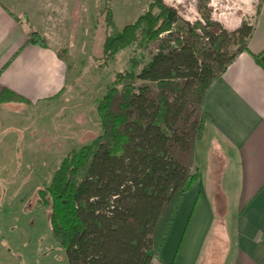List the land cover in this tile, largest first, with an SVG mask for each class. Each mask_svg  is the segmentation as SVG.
<instances>
[{"label": "trees", "instance_id": "trees-1", "mask_svg": "<svg viewBox=\"0 0 264 264\" xmlns=\"http://www.w3.org/2000/svg\"><path fill=\"white\" fill-rule=\"evenodd\" d=\"M203 19L190 24L154 0L105 37L102 65L130 47L131 69L117 71L97 103L101 133L66 155L50 183L36 191L67 264H152L156 257L182 195L198 177L195 149L205 129L206 92L247 50L253 32L246 22L222 29L209 10ZM26 42L47 45L36 31ZM156 42L140 66L137 52ZM63 53L57 56L64 59ZM12 99L24 101L1 91L0 103Z\"/></svg>", "mask_w": 264, "mask_h": 264}, {"label": "crops", "instance_id": "crops-1", "mask_svg": "<svg viewBox=\"0 0 264 264\" xmlns=\"http://www.w3.org/2000/svg\"><path fill=\"white\" fill-rule=\"evenodd\" d=\"M60 10L53 0H0V93L24 99L0 103L2 112L61 99L68 67L57 56L64 44ZM31 30L47 39L45 47L26 42ZM203 110L198 177L182 195L152 264H264V0L247 50L211 83ZM8 131L0 150L14 137L18 161L20 130Z\"/></svg>", "mask_w": 264, "mask_h": 264}, {"label": "rangeland", "instance_id": "rangeland-1", "mask_svg": "<svg viewBox=\"0 0 264 264\" xmlns=\"http://www.w3.org/2000/svg\"><path fill=\"white\" fill-rule=\"evenodd\" d=\"M53 1L64 12L59 25L64 44L57 49L65 51L63 58L68 67L64 93L46 108L27 107L15 114L0 109V125L5 115V131L17 127L21 136L20 160L17 161L14 152V137L4 151L0 150V180H4L0 182V264H67L65 250L52 236L47 212L36 202V191L50 183L66 155L101 133L97 103L116 72L131 69L130 47L102 65L104 39L134 21L154 0ZM162 1L190 24H204L203 15L209 10L210 18L228 31L242 22L253 25L259 4L258 0ZM201 2L206 5L200 6ZM157 46L158 42L137 52L140 66L149 60ZM234 49L232 46L229 51ZM1 128L0 137L11 136V131L6 133Z\"/></svg>", "mask_w": 264, "mask_h": 264}]
</instances>
